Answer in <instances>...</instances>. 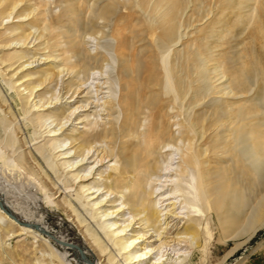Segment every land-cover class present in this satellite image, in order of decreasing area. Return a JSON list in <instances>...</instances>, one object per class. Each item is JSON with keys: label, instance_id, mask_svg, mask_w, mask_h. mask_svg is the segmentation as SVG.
<instances>
[{"label": "bare ground", "instance_id": "bare-ground-1", "mask_svg": "<svg viewBox=\"0 0 264 264\" xmlns=\"http://www.w3.org/2000/svg\"><path fill=\"white\" fill-rule=\"evenodd\" d=\"M196 1L191 13L182 18L189 0H0V25L3 18L11 19L8 25L0 26V64L12 68L7 79L3 76L4 69H0V77L14 88L24 111L37 105L34 102L25 106L33 88L51 82L64 70L85 75L77 81L73 75L65 83L63 94L71 101L83 92L91 68L97 67L100 73L96 78L102 77L109 57L89 51L82 34L100 31L104 37V27L110 25L108 35L114 39L111 38L114 45L104 47L106 51L112 47L117 58L115 82L121 121L118 126L110 122L101 129L61 135L62 142L68 140L70 146L58 155L54 151L63 146L61 137L51 138L48 147L36 149L50 171L54 168L60 171L59 176L72 167L69 160L59 162L71 149H74L72 159L84 158L94 148L87 159L97 152L98 162L118 161L114 172L97 173L101 183L78 184L79 189L89 184L96 191L102 187L103 193L113 194L109 198L112 204L102 212L104 218H98L97 224L110 247L122 254L123 260L115 264H145L147 254L152 255L150 264H158L166 250L172 248L177 252L183 246L196 249L201 257L199 264H204L208 244L214 239L209 231L211 224L218 231L215 240L219 244L234 242L219 262L229 264L227 259L264 225V0ZM50 2L61 6L57 14L45 12V5ZM213 9L216 13L207 26L198 29L194 39L185 41L181 51L173 50L169 58V46L181 35L179 26L202 24L200 21ZM240 24L244 46L235 55L232 44L237 37L235 28ZM218 29L225 34L217 40L224 41L211 46L209 39ZM31 37L39 40L37 48L44 45L41 49H47V54L39 53L38 57L45 56L43 63L48 65L45 68L22 69V58L28 54L26 46L9 52L11 43L26 44ZM216 47H222L217 55L212 51ZM210 62L215 65L211 69L207 66ZM16 69L21 71L15 80L29 77L20 83L28 94L13 85L11 75ZM224 77H228L226 84L215 86L210 82ZM95 86L99 87L98 83ZM188 90H191L188 106L198 105L210 94L220 96L211 98L209 104L202 105V110L194 108L192 113L187 112L183 117L185 129L177 137L169 119L179 114V110L171 114L167 108H178ZM45 91L34 96L41 99ZM7 102L3 97L0 99V110L8 108L13 116ZM110 102L107 101L106 116L113 113ZM43 103L39 106L46 113L32 109L29 119L39 126L51 116L62 115L57 111L60 107H44ZM99 103L96 101L94 106ZM78 107L83 108L80 111L87 110L83 104ZM6 121V116H0L4 132L0 138V264H23L27 254L33 259L31 264H111L115 253L109 254L108 250L105 261L101 259L107 244L102 243L104 240L96 232L86 228L85 235L79 218L77 223L70 218L69 223L54 213V208H58L67 218L72 216L70 212L75 209L70 199H54L60 192L65 196V188L73 186L77 177L85 179L86 175L73 173L70 175L73 178H66L69 184L66 181L60 186L31 152H28L30 159L24 154L15 158L12 154L17 132L14 136L8 134ZM195 126L200 129L197 135ZM37 137L30 141L23 138L20 144L26 145ZM177 139L188 143L186 150L178 154L179 161H175L170 149ZM61 155L64 157L58 158ZM113 207H117L120 218L127 216L126 220L138 224L133 235L123 234V228L115 230L116 221L107 220L110 213L107 209ZM20 235L24 237L16 240L14 247L6 245V241ZM139 237L142 244L135 247ZM181 258L175 264H183L185 257ZM17 259L21 262L17 263Z\"/></svg>", "mask_w": 264, "mask_h": 264}, {"label": "rangeland", "instance_id": "rangeland-1", "mask_svg": "<svg viewBox=\"0 0 264 264\" xmlns=\"http://www.w3.org/2000/svg\"><path fill=\"white\" fill-rule=\"evenodd\" d=\"M197 2L198 1H196V0H189L188 5L186 6L187 8H185L186 10H184L182 12V18H183V16H185V15L188 16L191 13V10L193 9L192 4L197 3ZM248 3H252V2H248ZM47 4L48 5H45L46 9L44 8L45 12L47 14L50 13L49 15H53V14H57L59 12L61 6L55 5L52 2H50V4L49 3H47ZM211 5H212V3H211ZM250 5L251 4H249V7H250ZM191 7H192V9H191ZM249 7H247V9H245V10H248ZM214 11H215V9H213V11L208 16H206L202 21H200V22H202V24L198 22V23H193L192 25L187 26V27L179 26L178 32L181 33L182 36L180 35L178 37V39L175 41V43L173 45L169 46V50H168V54H169L168 57L169 58H171L170 56H172L171 53L173 52V50H176V51L180 50L181 51L184 47L183 43L185 41L194 39V36H196L195 34H196L197 30L200 28L202 29L203 26L204 27L207 26L206 24L210 22L211 17L214 16L216 13V11L215 12ZM213 12H214V14H213ZM231 16H233V15H231ZM209 17H210V19H208ZM10 21H11V19H9V18H3L2 24L0 26H4L3 24L8 25ZM109 24H111V22ZM239 26L237 25V27L235 28L236 29L235 34H237L236 35L237 37H236V40L232 44V46L234 47V48H232L234 51L233 54H235V55L238 53V51L243 49L242 45L244 46V44H243L244 34H241V32L243 31V25L240 24ZM104 30L106 32L104 34L105 35L104 37L100 31L99 32L97 31V32L92 33V34L91 33L90 34H88V33L82 34L88 50L93 52V53L98 52L100 54L101 53L105 54V56L109 57V63L103 67L101 78H96V77H98L97 75H99V73H100V71L97 67H95V68L93 67L90 69V72H91L90 77L87 79V81H85L86 83L83 84L86 87L83 89V92L80 93L78 98H75L74 101H71V99H69L68 96L63 94V92L65 91V89L63 87L65 86V83L70 81V79H71L70 77H72L73 75H75L76 79H75V77H74V79L76 81L80 80L79 79L80 77H81V80L84 79L85 75L83 72H78V75H76L75 72L65 73V70H64V71L60 72L61 74L59 73L56 76V78L53 79L51 82H47V81L44 82L45 84H42L43 86H45V87H43V89L42 88L40 89V86L42 87L41 84L37 85L36 87L33 88L31 94L29 95L30 98H28L29 103L28 104L26 103L25 106L28 107L30 104H34V102L35 103L37 102V105L29 106V110L24 111V108L19 104V100L17 101L18 98L16 97L17 95L15 94L14 88H11L7 84H5L3 82V80H1V77H0V92H1L0 93V95H1L0 99L3 97L5 99V102L8 101L7 103H10L11 111L13 112V116H12L11 113L8 112V108H4V110L3 109L0 110V116L4 115V116H6V118L8 120L5 122L6 132L8 131L7 132L8 134H12V136H14L15 133L17 132V134L15 136H16V140L17 139L18 140H17V143H15V145H14V148L15 147L16 148L15 149L13 148V150H15V151L12 154L15 158L17 157L16 155H22V154L26 155V158H27L29 156L28 152H31L33 155H35L38 158L43 169H46V171L49 173V175L52 177V179L56 183H58L60 186H63L66 183V181H67L66 178L71 179L72 176H70V175L73 173H76L79 171V173L77 174L78 176L86 175L85 179L77 177L78 179L77 178L75 179L73 186H67L65 188V191H66L65 196H63L64 194L63 193L61 194V192H60V193H58V195L60 194V196L56 195L57 198L55 197V199H54V200H59V201H61L63 198L70 199L71 202L73 203V207L75 209L74 212H70V215H72V216L67 218L66 215L64 214V212L58 208H54V213H55V215H57L58 218L62 217L64 219H66L69 223H71L72 220L75 221V223H77V218H79L82 221L81 226L84 225L81 228V232L85 235H86V232H85L86 228H91L94 232H96L97 236H99L101 241L104 240L102 243L107 244V246H106L107 248L105 249V252H103L105 254H102L103 256H101V259L103 257L104 261H105V259H106L105 256L106 257L108 256V253H106V252H108V250H109V254L113 253V255H114V253H115V256H116V257L114 256L115 260H113L111 262V264H115L117 260H120V261L123 260L122 254L116 252V250H114V248L110 247V243L107 240H105V238H103L102 232H101V230L97 224L98 218H101V219L104 218V217H101L102 212L112 204L109 202V198H111L113 194L110 195L108 193H103L101 186H100L101 187L100 190L96 191V188L95 187L90 188V185H94V184L99 183V182L101 183V181L98 180L99 174H97L100 170H103L105 174L107 172H114V168H117L119 166L118 161L116 159L115 160L113 159L112 161H109L107 163H106L107 160H104L103 163H101L99 161L100 162L99 163L97 160L99 158L96 159L97 152H94L93 153L94 156L87 159V157L93 152L94 148L91 149L92 151L90 150L89 153H87V155L84 158L77 157V158L72 159L74 156V149H71L70 150L71 152H69L68 154L65 155L67 157L59 160L60 163H62L63 161L69 160L68 163L72 164V167H68L65 170V173L67 172V170H71V171L69 174L64 175L65 173H63L59 176L60 171L59 170L56 171L57 168L56 169L54 168L53 171L52 170L50 171V169L48 168V166L46 164L47 162L45 163V160H42L40 154H38L37 149H36L37 147H41V146L48 147V144H49L48 140H50L51 138H54V137L60 138L61 135L62 136L63 135H69L71 133L76 134L80 131H86V130H91V129H101V127H103L104 124L108 125L110 122H113L116 126H118V123L121 121L122 115H121V112H120L119 107L117 105V97L119 94L118 83H117V81L115 82V80L117 78V75H116L117 58L115 57V53H114L112 47H110L111 49H109L107 51H106V48L104 47L106 44H111L113 46L114 45L113 44L114 39L108 35L109 31H110V25L105 26ZM218 30L216 33H214L216 37L214 36V37H211L209 39L211 46H214V45L216 46L218 43H222L224 41V39L217 40V37L225 34V31L221 30V29H218ZM38 41L39 40L31 37L30 41L27 42L26 44L21 43V42H17V43L14 42V43L10 44L9 48H11V49L9 52L18 51L19 50L18 46H22L23 48L26 46L25 50H27L28 54H27V56L25 55L22 58V61L24 62L22 64L23 70H25V69L35 70V69H39V68H45L46 66H48L47 64L43 63L45 60V58H44L45 56L41 55L40 59L38 58L39 53L40 54L41 53L47 54V49H41L44 45L40 46V48H37L36 43ZM239 41L242 43L240 44ZM214 49L212 50L213 54L217 55L219 52H221L220 49H222V47H216ZM33 53L34 54L36 53L35 56L30 57L31 55H33ZM1 54H2V52L0 51V55ZM219 61H222V59L220 58ZM208 65H209L210 69L215 66L211 62L207 63V66ZM0 69L1 70L4 69V71H2L3 73L5 72L3 76L6 79L9 78L8 76L12 73V71H10L12 68H10V70H9L8 67L7 68L4 67L3 64L1 63ZM16 71H15V73H13L11 75V77L14 79V82H15V83L13 82V85L15 84L14 86L17 88V90L21 91L23 94H28L27 90L23 89V85L20 83H22L21 81H23L24 79H28L29 77H26V78L23 77L24 79L22 78V79H16L15 80L16 76H18L20 74L21 70L16 69ZM69 75H71V76H69ZM107 75H108V77H107ZM211 75H213V74H211ZM32 77L35 78L36 75H34ZM224 78L220 79L217 82L215 81V79H216L215 78L210 82L213 83V85H215V86H219L221 84H226L228 81V77L225 78L226 81ZM221 81H223V82L221 83ZM210 82H207V83H210ZM97 83H98L99 87L95 86ZM220 88H222V87H220ZM35 89H37V90H35ZM45 89L47 91H45L44 95L41 96V99H39L38 96H34L38 93H42ZM189 91H191V90H188L186 92L187 95H184V97L181 101V104H179L178 108H175L172 106H169L167 108L169 113H171V114L176 113L177 109L179 110V114H177L176 116L171 117L169 119L170 123L172 122L171 123V130L173 131L174 136H177L178 134H179L178 136H180V132L183 129H185L184 128L185 127L184 126L185 120H183V117L185 119V117L187 116L188 113H190V112L192 113V111H194L195 109H198V108L200 109L201 107H203L202 105L209 104L210 99L214 98L216 95H217V97L220 96L219 94H216L214 96L212 94H210L207 98L205 97L204 99H201V101L198 103V105H194V106L189 105L188 106L187 98L190 95ZM211 96H213V97H211ZM219 99H221V98H219ZM72 100H73V98H72ZM105 100L111 101L110 104L113 107V113H111L107 116L105 114L106 113L105 109L107 107L106 106L107 101H105ZM96 101H98V103L99 102L100 103L97 106H94ZM42 102H44L43 103L44 107H46V106H49V108L60 107V109H58L57 111L59 114L62 113V115L58 116L57 118L55 116H51V117L47 118L46 121H44V123L41 126H39L35 120H33V122H32V121H29V119L32 118L30 115L32 112L31 111L32 109H34V110L36 109L37 112L46 113L45 110L44 109L42 110V107L39 106ZM81 104L85 105V108L87 110L80 111V110H83V108L80 109V107H78ZM197 106H199V107H197ZM75 107H77V108H75ZM192 109H194V110H192ZM51 110H55V109H51ZM201 110H202V108H201ZM63 113H66V114H63ZM68 114H70L69 117H65ZM76 115H79V117L75 118ZM90 121H91V123H89ZM178 122H182L183 124L180 123L182 126L179 125ZM84 123H85V125H84ZM174 123H176V124H174ZM195 128L196 129H194V132L197 135V134H199L200 129L197 128V126H195ZM19 129H20V131H19ZM0 130H1L0 138L1 137L3 138L4 132H3L2 126H1ZM194 132L191 131L192 134ZM33 136L34 137L39 136V137H37L36 140H32L31 142H29L26 145H21V144H23L22 143L23 138L26 139L27 141H30L31 138H33ZM195 139H196V137L193 138L194 141H195ZM63 140L64 139L62 138L60 141L62 142ZM177 140L175 141L174 144L170 145V149L173 151L172 156L176 159L175 161L180 160L179 157L183 153L181 151H185L187 146H188V143L186 144L187 141L182 142V140H178V141ZM193 140H192V142H194ZM200 140H198L197 143H199ZM60 144L63 146L54 151V154H56V155L60 154L61 152L62 153L65 152V149L67 148L66 150H68V148L70 146L68 140L67 141L65 140L64 142H62ZM96 145L98 146L99 143H97ZM59 150H61V151H59ZM10 152H12V151H9V154H11ZM178 154H180V155H178ZM46 156H47V152H46ZM29 157L27 159H30ZM61 157H64V155H61L58 158H61ZM58 158H54V160L55 159L57 160ZM100 164H103V166L102 165L100 166ZM54 172H56V173H54ZM40 175H42V174L40 173ZM58 178H59V180H58ZM82 180H87V181L82 182ZM67 183L69 184L68 181H67ZM81 183L83 185L90 183V185L88 184V185L84 186L82 189L81 188L79 189L78 184H81ZM75 186H77V187L75 188ZM46 192L48 193V191H46ZM40 196H42V192H40ZM77 197H79V198H77ZM119 201H121V199ZM119 201L117 200L116 202L118 203ZM116 202H115V204H117ZM83 204H84V206H83ZM113 208L114 209H111V208L107 209L108 212H110L108 214L107 220L117 222V223L115 222V227H114V228H116L115 230L119 231L121 228H123L122 229L123 234L133 235V233H134L133 231L135 230L134 227L138 224L133 223L130 220H126L127 216H125L124 218H120L117 211L115 210L117 207H113ZM70 218H72V220H70ZM204 218H205V216L202 217L203 220H204ZM212 219H214V218H212ZM63 225L66 226V224H63ZM64 226L61 228L55 227V230L63 229ZM119 226H120V228L117 229ZM209 231L211 232L212 237H214V239L208 244L207 260H205L204 264H219L220 260L225 255V253L228 252V250H230L234 246L233 245L234 242H233V240H229L226 245H221L216 241L217 237H218V231L216 230V228L212 224L209 228ZM23 237H24V235H20L18 237L10 239V240L6 241V245H8L10 248L14 247L13 245H15V241L20 240ZM28 240H31V239H28ZM141 240L142 239L140 237L137 240H135L134 246L138 247L139 245H141L142 244ZM176 247H178V246H176ZM176 247H174V248H176ZM176 249H178V248H176ZM65 252L71 253L70 250H67ZM177 254L180 256H178ZM182 256L185 257V259H183V262H184L183 264H199V261L201 259L200 254L197 252L196 249L194 250V248L190 247V246H188V247L183 246L177 252L172 250V248H169V250H166L165 254L162 255V257H161V259L163 258L162 259L163 261L161 260L158 264H175V262L182 260V258H181ZM30 257H31V255L28 256V254H27L26 258L24 259L23 264H31V260L33 262V259H29ZM151 260H152V255L147 254L144 257L143 262H146L145 264H150ZM19 261H20L19 259L16 260L17 263H19ZM206 261H207V263H206ZM227 262H229V264H264V225L261 226L256 231V233L254 234V236L251 239L247 240L246 242H243L241 244V246L239 247V249L234 253V255L227 259ZM3 264H6V263H3ZM84 264H87V262H85ZM123 264H127V263L124 262Z\"/></svg>", "mask_w": 264, "mask_h": 264}]
</instances>
